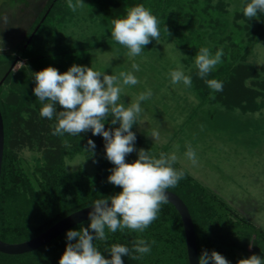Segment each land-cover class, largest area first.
Returning <instances> with one entry per match:
<instances>
[{"label": "rangeland", "instance_id": "374dc122", "mask_svg": "<svg viewBox=\"0 0 264 264\" xmlns=\"http://www.w3.org/2000/svg\"><path fill=\"white\" fill-rule=\"evenodd\" d=\"M50 2L0 0V49H3L0 67L4 69L19 55L13 67L15 77L4 84L2 98L11 82L20 84L18 77L22 75L26 76V86L34 89L36 72L48 66L61 73L73 64L112 75L133 71L140 83L126 86L120 102L127 107L141 92L152 90L151 98L141 102L143 112L132 128L137 137L135 149H143L144 142L152 151L175 152L184 169L226 202L230 208L227 213L264 229V13L251 20L245 17L242 6L250 0H184V8L178 10L174 24L159 25V43L153 39L139 56L129 57L128 49L111 36V20L91 13L90 0H84V8L76 12L68 8V0H56L31 42L26 44L45 11L48 12ZM201 47H208L213 55L223 50L221 63L212 71L229 63L232 53L241 55L246 51L243 62L257 70L256 74L244 69L240 75L243 86L250 89H242L237 81L231 89L224 87L203 98L201 87L205 79L198 75L195 66ZM133 62L139 65V71L131 68ZM178 66L191 77V87L182 82L171 83L170 71ZM31 88L27 90L31 94L30 107L26 104L22 107L26 115L30 108H38L35 103L39 100ZM11 121L17 128L9 147L32 174L40 151L36 140L23 139L22 128L29 119L18 117L14 110ZM153 131L159 133L157 140L151 136ZM189 143L197 154L196 165L185 156ZM80 166L94 171L93 163L83 154L67 160L69 171L74 172ZM235 233L238 235L239 230ZM254 237L250 233L246 255H251L257 246Z\"/></svg>", "mask_w": 264, "mask_h": 264}, {"label": "trees", "instance_id": "16d2710c", "mask_svg": "<svg viewBox=\"0 0 264 264\" xmlns=\"http://www.w3.org/2000/svg\"><path fill=\"white\" fill-rule=\"evenodd\" d=\"M55 1L51 0L47 7V9L49 8L48 12L43 15L44 18L41 17L39 20L40 26ZM140 4L151 10L157 17L159 25L168 26L174 24L178 17V10L180 12L184 8V0H90L89 2L92 14H100L102 18L111 21L126 16L127 9ZM69 51L72 50L52 52L48 56ZM244 54L246 51L241 55L232 53V60L219 66L218 70L211 71L204 78L205 81L206 79L221 81L223 89L224 87L231 89V85L238 81L242 89H250L243 86L240 75L244 69H250L256 74L257 70L243 62ZM10 65L11 62L4 69L0 67L2 71L0 79ZM14 77L12 69L0 86V108L5 127V146L0 179V237L11 242L31 238L70 212L94 203L97 199H105L122 191V188L113 185L107 179L110 170L115 165L106 158L105 140L102 135L93 136L91 130L80 135H71V137L67 133L63 136L53 135L57 123L56 117L55 115L52 119L42 117L40 110L43 105L40 101L35 103L38 106L37 109L30 108L31 112L27 114L28 125L22 128L23 139L36 140L40 154L36 157L32 174L24 169L17 153L9 147L12 133L17 128L11 121V113L16 110L17 116L21 118V115L24 114L23 105L26 104L30 107L28 99L31 94L27 90H30L31 87L26 86L25 75L17 76L20 79V84H16V81L11 82L12 86L5 98H2L1 92L4 84H8ZM205 81L202 82V87L199 85L202 88L203 98L208 97L213 91ZM59 107L57 112L62 110ZM111 119L110 116L105 121V129L114 130L119 127V122L116 125H111ZM19 129L21 130V127ZM89 139L95 142L94 152L87 150ZM64 141H67L69 146H66ZM143 145V149L148 150L151 155H156L157 158L159 153H166L165 149L152 151L148 149L146 143L143 142ZM138 151L128 154L126 161L129 163L135 161L138 158ZM77 154H83L86 160L93 163V172L84 166H80L74 172L67 169V160L74 158ZM174 167L177 170L182 168L185 171V177L178 182L176 187L170 189L183 198L191 211L199 257L205 250L209 254L215 250L224 255L231 264H238L239 259L248 258L252 254L264 258V229L244 218L234 219L231 214L227 213L230 208L223 199L196 180L178 162ZM227 217L229 218L228 223ZM222 220L225 224L222 223ZM90 222V219L82 221L45 245L29 252L8 254L0 251V264H59L68 243L67 231L89 227ZM237 230H239L238 235L235 233ZM89 231H91L90 227ZM105 232L106 240L93 241L94 246L105 258H111V254L107 250L112 245L122 244L131 250L133 242L142 238L151 246L150 253L133 260L131 255L139 256L140 254L131 252L130 256H122L124 264H189L183 223L180 214L169 201L161 205L157 219L143 232L117 229L113 233L107 227ZM250 233L255 235L254 241L257 246L250 252L251 255H246Z\"/></svg>", "mask_w": 264, "mask_h": 264}, {"label": "clouds", "instance_id": "9594fccd", "mask_svg": "<svg viewBox=\"0 0 264 264\" xmlns=\"http://www.w3.org/2000/svg\"><path fill=\"white\" fill-rule=\"evenodd\" d=\"M67 6L76 12L84 8L85 2L68 0ZM242 11L249 20L257 18L258 14L264 13V0H250L242 6ZM111 23L112 38L128 49L129 57L139 56L153 39L159 43V21L143 4L127 9L126 16L113 19ZM166 31L170 36L168 28ZM222 56V49L213 55L208 47H201L195 57L198 75L201 78L207 77L221 63ZM131 68L139 71V65L135 62ZM170 76L172 84L182 82L186 87L192 85L191 77L185 74L182 66L171 70ZM34 79V95L43 105L40 115L48 119H52L54 115L56 117L53 135L63 136L67 133L76 136L89 130L93 136L102 135L105 140L106 158L115 165L110 170L108 181L122 188V191L105 199H97L93 203L88 212L91 231L89 227L67 231L68 243L59 264H124L122 256H130L131 252L140 254L131 255L133 260L150 253L151 246L139 238L133 242L131 250L122 244L112 245L107 250L111 254L108 259L94 246L93 241L107 239L106 227L113 233L117 229L143 232L157 219L161 205L168 202L167 190L176 187L185 177L182 168L177 170L174 167L178 160L175 152H161L157 158L141 148L135 161H126V156L136 151L137 137L132 128L134 124L139 123L138 118L143 112L141 102L151 98L152 90L141 92L134 102L125 107V104L120 102L124 88L140 83L133 71H120L118 75H112L95 70L91 66L73 64L66 72L61 73L57 68L48 66L36 72ZM205 82L213 91L223 90L221 81L206 79ZM57 105L62 110L57 112ZM22 115L27 118L26 114ZM110 116L111 125L119 122V127L114 130L105 129V121ZM151 136L157 140L159 133L153 131ZM64 143L69 146L67 141ZM95 147V142L89 139L87 150L94 152ZM186 148L185 156L196 165L198 158L195 150L190 143ZM74 240L75 243L72 242ZM199 264L231 262L218 251L213 250L209 254L205 250L199 257ZM238 264H264V258L252 254L248 258L239 259Z\"/></svg>", "mask_w": 264, "mask_h": 264}, {"label": "water", "instance_id": "95a60500", "mask_svg": "<svg viewBox=\"0 0 264 264\" xmlns=\"http://www.w3.org/2000/svg\"><path fill=\"white\" fill-rule=\"evenodd\" d=\"M39 26L40 23H38L37 26L34 28L31 35L28 37L26 44L31 40L32 36L35 34ZM18 60H19V55L16 56L15 60L11 63L8 70L0 79V86L2 85L6 76L13 69L15 63ZM4 146H5V127H4L3 114L0 108V179H1L2 163L4 156ZM167 195H168V201L174 205V207L180 214L183 223L189 264H199L197 236H196L195 224L191 211L188 205L186 204V202L177 192L168 189ZM92 205L93 203L70 212L69 214L65 215L64 217L54 222L44 231L38 233L37 235L31 238L21 241L11 242V241H6L0 237V251L8 254H21L37 249L45 245L49 241L53 240L67 229L73 227L74 225L82 221H85L87 219H90L88 216V212L93 207ZM109 205H111L110 200H109Z\"/></svg>", "mask_w": 264, "mask_h": 264}, {"label": "flooded vegetation", "instance_id": "af4514ba", "mask_svg": "<svg viewBox=\"0 0 264 264\" xmlns=\"http://www.w3.org/2000/svg\"><path fill=\"white\" fill-rule=\"evenodd\" d=\"M51 5H52V4H51ZM45 14H46V11H45L44 15H45ZM42 17H43V16H42ZM36 26H37V25H36ZM36 26H35V27H36Z\"/></svg>", "mask_w": 264, "mask_h": 264}]
</instances>
